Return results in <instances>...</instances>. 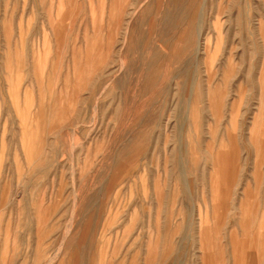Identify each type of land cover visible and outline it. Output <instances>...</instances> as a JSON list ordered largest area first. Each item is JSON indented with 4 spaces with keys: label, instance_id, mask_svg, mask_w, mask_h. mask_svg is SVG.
<instances>
[{
    "label": "rangeland",
    "instance_id": "374dc122",
    "mask_svg": "<svg viewBox=\"0 0 264 264\" xmlns=\"http://www.w3.org/2000/svg\"><path fill=\"white\" fill-rule=\"evenodd\" d=\"M0 264H264V0H0Z\"/></svg>",
    "mask_w": 264,
    "mask_h": 264
}]
</instances>
